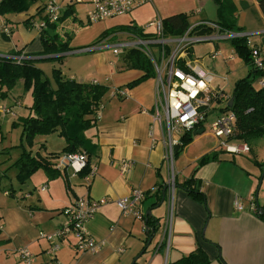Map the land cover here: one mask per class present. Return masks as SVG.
I'll list each match as a JSON object with an SVG mask.
<instances>
[{
    "label": "crops",
    "instance_id": "0c3cea01",
    "mask_svg": "<svg viewBox=\"0 0 264 264\" xmlns=\"http://www.w3.org/2000/svg\"><path fill=\"white\" fill-rule=\"evenodd\" d=\"M61 1L63 3L64 0ZM230 1L234 24L239 29V32L231 33L236 37L245 35L249 45H256L264 55V15L257 5V0ZM184 2L183 0H149L132 11L129 20L136 25L140 23L137 26L143 28L148 21L155 18L162 19L177 13L201 14L203 11L201 0H192L198 2V5L191 3L187 8ZM35 6L25 13L9 15L6 24L3 21L4 17L0 15V58L15 57L10 53L16 50L20 51L19 56L33 59L35 62L50 58L52 59L49 61L50 70L57 68L63 77L77 82H98L105 85L107 90L102 96L101 114L96 119L95 126L84 132L89 141L88 145L91 146L86 158L88 169L93 168L89 178L79 171L74 173L70 166L58 167L60 158L65 153L62 152L65 142L56 134L57 132L35 135L32 146L24 147L32 156L46 157L49 153H57L54 158H49L47 161L57 168L58 175L51 176L43 169H38L29 178L30 180L33 178L31 186L27 178L24 182H19L16 189L11 185L12 180L15 179L9 177L10 184L0 187V251L6 254L5 258L11 257L15 261L18 260L15 264H23L15 250L19 247H27L35 256L33 264H54V261L62 264H130L131 259L145 244V221H140L132 215H123L114 200L128 196L132 188H138L144 192L139 207L144 217L146 211L150 210L149 216L158 220L157 230L150 238V242L145 245L147 250L139 259L142 264H168L188 254L197 245L205 251L210 264H264V218L257 216L256 208L251 209L252 203L255 207L257 181L259 182L261 178L257 177L261 176V166L257 163L264 162V148L254 150L248 142L235 140V144H247L249 150L246 153H233V155L224 153L215 160L199 163L203 154L217 150L219 147L224 149L220 146L219 138L215 137L207 127L211 121L208 120L209 115L216 116L226 105L215 102L204 124L192 131V139L183 147L178 146L177 150L175 148L172 168L173 171L175 170L177 186L173 193L172 211L169 215L166 188L169 172L163 156L165 152L163 133L152 118L155 73L131 88L126 87L127 83L136 80L143 72L126 67L123 50L114 54L113 44H103V41L109 42L113 37H116L114 42L124 39L126 35L124 31L109 33L103 41L101 39L97 44L83 48L67 43L71 49L62 52L63 54L44 56L41 54V33L43 31L52 35L56 29L53 31L46 27L41 31L37 28L42 13H37ZM221 12L222 17H228L231 13L225 10ZM28 16H30L28 22L31 24L25 23L24 19ZM194 18L195 20H190L189 14V23L203 20L211 22L216 20V13L214 12V19L198 16ZM103 21L93 22L98 28L101 26V32L108 29ZM4 24L10 30L8 35L1 31ZM119 35L122 38L118 39ZM199 43L203 48L198 50V55H195L193 52L195 43L192 44L188 50L190 58H197L198 63L210 71L212 74L210 85L213 88L230 95L234 82L247 74L249 66L239 59L238 62H242L239 65L243 66L231 68L230 62L236 59L233 58L235 51L228 39ZM102 47L109 48L113 58L106 61L99 56L102 52L92 53L95 64L90 68L89 74L73 72L69 67V72H66L64 64H59L61 60L58 63L55 59L58 56ZM213 52H216V55L211 59L209 55ZM36 66L45 73L41 66L38 64ZM223 68L226 72L229 71L228 74L234 71L231 79L225 75V77L219 76L218 73ZM259 80L264 81V77L261 76ZM259 80L254 81L252 87L264 89V85H260ZM21 83L22 80H19L17 82L19 86L13 87L4 99H0V102H4L3 111L11 114L9 123L20 127V135L22 129L19 119L28 114L27 107L31 103L30 93L23 91ZM226 85H232L230 90L225 89ZM200 129H202L201 133H194ZM20 135H18L19 140ZM17 145L9 146L14 149L8 146L0 148V153L7 156L8 167L15 173L17 168L14 161L21 152ZM256 145H261L259 140ZM250 151L253 152V157L250 156ZM126 159L131 161L132 165L128 174L123 176L118 170V163ZM191 177L194 186L203 193L204 202L193 198L180 185L184 179ZM41 187L44 189L41 190ZM163 190L164 198L157 206L155 193L157 191L162 198ZM259 194L260 190L257 192V203L261 206L264 205V196L261 199ZM79 197L109 199L85 222V228L90 236L103 241L102 247L94 253L76 251L73 249L74 239L68 235L59 240L58 248L54 253H48L46 249L49 248V243L39 238V232H52L65 223L66 217L61 210ZM235 199L240 201L242 209L234 207L232 203Z\"/></svg>",
    "mask_w": 264,
    "mask_h": 264
},
{
    "label": "trees",
    "instance_id": "16d2710c",
    "mask_svg": "<svg viewBox=\"0 0 264 264\" xmlns=\"http://www.w3.org/2000/svg\"><path fill=\"white\" fill-rule=\"evenodd\" d=\"M46 0H0V15L4 17L5 24L8 23L7 17L19 13L27 12L32 6H35L37 13H42L41 19L47 21L46 16L42 12L43 4ZM215 6L216 20L213 21L218 25L219 31L223 32H239L237 26L234 24L235 20L232 17V3L230 0H211ZM257 5L264 15V0H257ZM230 13L228 17L220 16L221 11ZM74 16L73 4H68L58 17L57 21H47V27L51 30H55L57 23L63 19ZM189 14L177 13L161 19L163 35L165 36H180L188 28L190 24L188 21ZM74 18V17H73ZM30 16L25 20L28 24ZM31 24V23H29ZM46 29V28H45ZM43 30V29H42ZM41 30V31H42ZM116 31H124L136 34L138 36H146L147 33L143 28H139L136 24L129 21L125 25H115V27H109L104 29L98 36L96 42H92L91 46L97 44L98 41L103 39L109 33ZM70 36L66 32L64 37H60L59 33L55 32L52 35L46 32L41 33V54H57L66 52L71 49L67 43H69ZM235 53L241 57L243 62L248 66V72L245 76L237 79L228 100L232 99V103L229 106L228 100L224 109L233 111L235 115V140H241L242 142H248L249 138L264 137V89H255L252 87V83L257 76L264 77V66L256 68L251 64L250 48L257 47L256 45L249 46L247 37L233 36L228 39ZM85 46V47H86ZM84 47V46H83ZM18 57L19 50L10 53ZM123 60L126 62L129 68L138 69L143 74L127 83L126 87L131 88L138 82L153 76L154 69L151 66L150 60L142 54L138 49L130 48L124 51ZM15 57H3L0 58V99H4L9 91L15 86V84L22 80L23 91H29L31 97V103L27 107L28 114L24 117H20L19 123L21 125V137L18 147L21 150L19 157L14 161L18 172L16 173L20 183L24 182L29 176L32 175L38 169H43L45 173L51 176H57V168H54L49 158H54L57 153H49L46 157L31 155L30 151L24 149V147H31L35 135H47L57 132L60 137L64 139L65 145H63L62 152L71 153L75 151H82L86 154L90 153L89 141L85 136V131L93 128L96 124V113L99 106L102 105L101 99L107 90V87L103 84L96 82H77L74 79L65 78L61 75L60 70L57 68L51 69V75L54 85L50 83L49 78L45 75L42 69L35 65L33 59H27L23 56L19 59ZM62 57L58 56L55 59L60 61ZM50 59V58H49ZM264 65V60L261 61ZM192 139V132H184L180 137L179 147H183ZM228 153L227 150L221 149L214 150L210 153L203 154L199 159L200 164L204 162L215 160L219 158L221 154ZM261 166V171L264 170V162L257 163ZM88 162L79 171L80 173L87 174ZM258 179L260 175L257 176ZM175 181V180H174ZM193 178L184 179L180 184L184 189L188 191L190 195L196 200L204 202L205 197L198 187L194 186ZM179 185V184H178ZM258 185V181H257ZM177 183L175 181V187ZM158 191V190H157ZM155 193L157 201L161 200V195ZM264 208V205H261ZM257 216L264 218V211L257 212ZM146 228L145 244L139 250V252L131 259L132 264H142L141 256L146 252L148 239L153 237L154 232L158 227V220L152 216H145L143 219ZM1 221V216H0ZM1 226V222H0ZM1 228V227H0ZM159 248L161 246L159 245ZM168 264H210L209 258L205 251L197 245L188 254L178 257L176 260L169 262Z\"/></svg>",
    "mask_w": 264,
    "mask_h": 264
},
{
    "label": "built area",
    "instance_id": "2783aa9c",
    "mask_svg": "<svg viewBox=\"0 0 264 264\" xmlns=\"http://www.w3.org/2000/svg\"><path fill=\"white\" fill-rule=\"evenodd\" d=\"M76 0H67L65 4L57 0H46L42 7V12L47 21H57L62 11L68 4H74ZM149 0H86L91 6L86 11V20L89 23L103 21L113 17L126 15L143 6ZM47 21L39 19L37 28L44 30L47 27ZM162 22L160 18H155L147 22L144 28L146 36H138L126 32L124 39L117 41L112 45L114 54L119 50L138 49L151 62L156 76L155 98L153 103V122L160 126L163 133V143L165 146L164 159L166 160L169 177L166 188L168 189V214H171L173 205V193L175 190V175L173 171V154L176 146L180 144V137L184 132L200 127L206 121L207 114L215 102L227 104L228 95L220 89L213 88L210 85L212 74L204 69L197 58L189 57V48L194 43L208 40L229 39L234 35L231 32L219 31L218 25L213 21H198L190 23L188 28L180 36L163 35ZM203 28H210L211 32L201 34L199 31ZM3 34L10 32L7 25L1 28ZM248 42V41H247ZM249 44V43H248ZM154 45L155 48H150ZM251 46V45H249ZM251 64L256 68H261L264 55L257 47L250 48ZM216 52L209 57L215 58ZM22 56L15 57L19 59ZM181 63V64H180ZM259 84L264 85V81L259 80ZM96 117L99 118L102 107L99 106ZM225 107V106H224ZM220 110L214 115V118L208 125V130L220 141V146L231 153H246L249 146L245 143L235 144V115L229 109ZM2 109L1 111H3ZM5 112V111H3ZM87 156L82 151L64 153L60 158L58 167L64 165L70 166L73 172L80 171L87 163ZM119 171L125 176L130 171L132 165L129 160L119 161ZM93 168L87 171L85 177L89 178ZM44 187H41L43 190ZM144 192L138 188H132L128 196L114 200L123 215H132L142 221L144 213L141 211L140 203L144 198ZM109 199L102 197L100 199H90L79 197L73 203L66 206L62 211L66 220L54 231L45 233L40 231L39 238L45 239L49 243L46 251L54 253L58 248V242L62 238L70 235L73 237V249L79 252L94 253L103 245V241L96 240L85 228V222L88 221L96 209L107 203ZM234 207L242 209L240 201L234 200ZM251 209L255 210L254 204ZM23 264H33L35 262L34 254L27 247H19L15 250ZM54 264H62L54 261Z\"/></svg>",
    "mask_w": 264,
    "mask_h": 264
},
{
    "label": "rangeland",
    "instance_id": "374dc122",
    "mask_svg": "<svg viewBox=\"0 0 264 264\" xmlns=\"http://www.w3.org/2000/svg\"><path fill=\"white\" fill-rule=\"evenodd\" d=\"M57 1L59 3H62L61 0H57ZM66 1L67 0H64L63 4H65ZM174 1H179V0H174ZM183 1H185L184 3L186 4V8H187V6L191 5V3L195 6H196V4L198 5V2L197 3L192 2V0H183ZM194 1H196V0H194ZM201 2H203L202 3L203 4V11H201V14L200 13L194 14V13L189 12L188 14H190V20H195L194 16L207 17L210 19H214V12L213 11L215 10V6L211 2V0H201ZM201 7H202V5H201ZM90 8H91V6L89 4H87L86 0H76L75 3L73 4L74 16H71L69 18H66V19L59 21L57 23V27H56V30L54 32L60 33L59 35L62 38L64 37V33L66 32L67 34H69V36H71V39L69 40V44L77 46L79 48H83V46L90 45L92 42H96V40H97V38L101 32V30H100L101 26H99V28H98V26L96 24L89 23L86 20V18H85L86 11ZM129 14L113 17V18L104 20L103 22L105 23V26L107 28L113 27V26L115 27V25H120V26L125 25L130 21L129 20L130 19ZM146 21H144V22H146ZM193 22L194 21H191V23H193ZM139 24L140 23H138L137 25H139ZM117 32H122V31H117ZM118 34L119 33H116V35H118ZM120 38H122V37H120V35H119L118 39H120ZM103 40L104 39H102V41ZM114 41H116V37L110 38L109 42L103 41L104 43L103 42L102 43L105 45L106 44L111 45V44L117 43ZM199 44H201V43H195V46L193 48V50H194L193 52L195 55H198L199 54L198 50L203 48V47H200ZM150 48L154 49L155 46L150 45ZM97 51L102 52L101 54H99V56H101L103 60L107 61L109 58L110 59L113 58L111 50L109 48L102 47V48H99L96 50H86L84 52H75V53H72L71 55L69 54L66 56H62L60 63H59V61H57V62L59 64H61V63L64 64V66H65L64 70L66 72H69V70H68V67H69V68H71L70 70L73 72H81V73L89 74L90 70H91L90 68H92L93 64H95V60L91 55H92V53L97 52ZM189 57H190V54H189ZM224 57H225V55H224ZM233 58L236 60L234 62H230L229 65L231 66V68H233V69H235L236 67L241 68L243 65H239V63H242V62H238L239 59L241 61H243L241 59V57H239L235 53L233 55ZM50 60H52V59L38 60L34 63H35V65L38 64L39 66H41L44 69L46 76L49 78L50 83L53 85L52 75H51V70H50V62H49ZM230 66H229V68H230ZM228 73H229V71L226 72L225 68H223V69H221V71H219L218 74H219V76H223V77L227 76V78L231 79L234 71L232 70L230 74H228ZM93 77L97 78L96 76H93ZM260 78H261V76H257L254 79V81L256 82ZM232 82H231V84H232ZM15 86L18 87L19 85L16 83ZM231 86L232 85H230V86L226 85L225 89L230 90L229 88ZM17 90H19V89H17ZM2 104H4V102H0V121H1L0 122V148H2L4 146L9 147L12 145H17L20 142L19 136H18V135H20V127L14 126V124L9 123L10 122L9 119L11 118L10 117L11 114H9L8 112L6 113V112L1 111L3 109ZM213 117H214V115L210 114L208 120L212 121ZM16 127H18V128H16ZM258 140L261 144L259 146L256 145L258 143ZM261 141H264V137L259 136V137H254V139L253 138L248 139L249 145L254 150L255 149L262 150V148H264V142H261ZM12 147H14V146H12ZM12 147H9V148H12ZM53 147H55V146H53ZM12 149H14V148H12ZM250 156L253 157V152H251V151H250ZM6 158H7V156L5 154L0 153V187L8 186L11 182L9 180V177L10 178L12 177V179H15V180H12L11 185H13L12 187L16 188V186H18L20 184L19 180L17 178V175H16L18 170L16 173L13 170H10V168L8 167V163L6 162ZM14 173H15V175H14ZM33 175H34V173L31 176H33ZM31 176H29L28 179ZM261 177H262L261 178V185H260L258 190H260L261 199H262V196H264V176H261ZM16 180L18 182H16ZM31 180L29 179L30 186L32 185ZM5 255L6 254L4 252L0 251V264H15L18 261V260H16V261L13 260V258H11V257L6 259Z\"/></svg>",
    "mask_w": 264,
    "mask_h": 264
},
{
    "label": "water",
    "instance_id": "95a60500",
    "mask_svg": "<svg viewBox=\"0 0 264 264\" xmlns=\"http://www.w3.org/2000/svg\"><path fill=\"white\" fill-rule=\"evenodd\" d=\"M209 32H211V29L210 28H203V29H201L200 31H199V33H201V34H204V33H209ZM59 54H63V53H59ZM232 99H230V100H228V105L230 106L231 105V103H232V101H231ZM202 132V129H200L199 131H197V132H194L195 134L196 133H201ZM178 149V146H176V150ZM261 176H264V170H262L261 171ZM260 176V177H261ZM262 178V177H261ZM261 178L259 179V182H258V186H257V188H256V191H255V208H256V211L259 213H261V211H264V208H262L258 203H257V192H258V189H259V187H260V184H261ZM164 190H163V192L161 193L162 194V198H161V200L159 201V203L157 204V206L158 205H160L161 204V202H162V200H163V198H164ZM145 215L146 216H149V215H151L150 214V210H148V211H146V213H145ZM150 242V238L148 239V243ZM147 243V244H148ZM130 264H132V263H130Z\"/></svg>",
    "mask_w": 264,
    "mask_h": 264
}]
</instances>
